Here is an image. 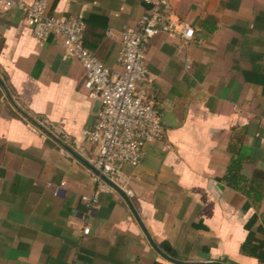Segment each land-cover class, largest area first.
Instances as JSON below:
<instances>
[{"label":"crops","instance_id":"1","mask_svg":"<svg viewBox=\"0 0 264 264\" xmlns=\"http://www.w3.org/2000/svg\"><path fill=\"white\" fill-rule=\"evenodd\" d=\"M47 1L85 22L86 47L111 70L123 32L151 7ZM172 11L195 36L144 47L142 85L172 126L118 171L133 197L95 181L99 148L84 132L101 104L81 62L61 37L35 39L18 6L0 11V264H264V0H172ZM239 158L241 190L225 179ZM95 192L84 235L83 196Z\"/></svg>","mask_w":264,"mask_h":264},{"label":"built area","instance_id":"2","mask_svg":"<svg viewBox=\"0 0 264 264\" xmlns=\"http://www.w3.org/2000/svg\"><path fill=\"white\" fill-rule=\"evenodd\" d=\"M147 2L150 9L136 26L123 32L122 48L117 57L121 70H111L86 47V25L82 19H63L50 14L47 0L30 4L22 0H0V11L16 6L24 11L26 24L35 39L47 42L52 36L61 37L66 52L81 62L85 87L101 104L96 124L84 132L86 141L99 148L98 157L93 162L95 181L99 190L111 183L123 189L129 197L134 193L120 184L118 171L122 167H138L146 146L166 139L162 116L142 85L148 75L144 47L158 34L184 42L195 36V29L173 13L172 0ZM83 202L87 208L83 217V234L89 235L87 223L99 205V192L84 195Z\"/></svg>","mask_w":264,"mask_h":264},{"label":"trees","instance_id":"3","mask_svg":"<svg viewBox=\"0 0 264 264\" xmlns=\"http://www.w3.org/2000/svg\"><path fill=\"white\" fill-rule=\"evenodd\" d=\"M242 168V159H237L232 163L229 168L228 175L226 176V181L233 186L234 188L241 190V182L245 180V178L240 174ZM255 194V200L258 201L262 197V191L258 187H250V190L246 192L249 196L251 194Z\"/></svg>","mask_w":264,"mask_h":264},{"label":"water","instance_id":"4","mask_svg":"<svg viewBox=\"0 0 264 264\" xmlns=\"http://www.w3.org/2000/svg\"><path fill=\"white\" fill-rule=\"evenodd\" d=\"M163 120V123L165 126H172L171 124H169L167 121H166V118H162ZM76 155V154H75ZM79 159L80 157L78 155H76ZM82 160V159H81ZM93 169L94 172H96V170L94 169V167H91ZM111 184V183H110ZM167 258L170 260V261H175L172 257H169L167 256ZM201 264H204V263H201ZM208 264H223V263H217V262H214V263H208Z\"/></svg>","mask_w":264,"mask_h":264}]
</instances>
